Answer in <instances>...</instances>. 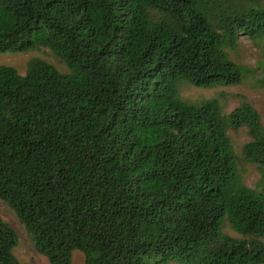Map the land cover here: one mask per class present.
Instances as JSON below:
<instances>
[{
	"label": "trees",
	"instance_id": "trees-1",
	"mask_svg": "<svg viewBox=\"0 0 264 264\" xmlns=\"http://www.w3.org/2000/svg\"><path fill=\"white\" fill-rule=\"evenodd\" d=\"M242 36L264 75V0H0V53L47 49L61 64H0V205L39 254L264 264L260 116L247 101L227 113L223 94L182 95L255 73L231 55ZM18 244L0 211V264H22Z\"/></svg>",
	"mask_w": 264,
	"mask_h": 264
},
{
	"label": "rangeland",
	"instance_id": "rangeland-1",
	"mask_svg": "<svg viewBox=\"0 0 264 264\" xmlns=\"http://www.w3.org/2000/svg\"><path fill=\"white\" fill-rule=\"evenodd\" d=\"M232 57L236 62L254 67L257 65L259 59L262 57L261 51L257 49L252 41L248 37H242L237 52H231ZM42 57L61 67L58 59L47 49L39 51H30L26 53L10 54L0 53V64H11L18 68L21 73H25L27 69V62L30 58ZM262 74V70H257L253 75L246 77V80L238 85L232 87H220V88H199L189 83L182 85V95L189 100H201L213 96H219L220 93H224L223 97L225 109L227 111L233 110L242 99H248L259 110L264 123V85L260 84L259 78ZM232 137L237 146H241L248 140L247 128H241L232 132ZM260 177L255 165L247 166V170L244 174V180L249 186H254ZM0 211L3 217L10 222V224L17 230L19 234V244L14 249L15 255L20 259L22 264H51L49 259L39 254L33 242L30 240L25 227L18 220V218L11 212L8 205L1 204ZM226 230L233 235H237L230 227ZM72 264H85V255L79 250L73 251ZM146 264H156L149 260ZM170 264H186L182 262H171Z\"/></svg>",
	"mask_w": 264,
	"mask_h": 264
},
{
	"label": "clouds",
	"instance_id": "clouds-1",
	"mask_svg": "<svg viewBox=\"0 0 264 264\" xmlns=\"http://www.w3.org/2000/svg\"><path fill=\"white\" fill-rule=\"evenodd\" d=\"M242 37H247V36H242ZM242 37H241V38H242ZM240 41H241V40H240ZM258 62H259V61H258ZM257 64H258V63H257ZM246 66H247V65H246ZM248 67H249V66H248ZM256 67H257V65L254 67V69H256V71H257V70H261V69H257ZM250 68H251L252 70H254L252 67H250ZM256 71H255V73H256ZM253 74H254V73H251L250 75L245 76L243 82L246 80V77H249V76H251V75H252V76H255V75H253ZM260 76H261V77L259 78V81H260V79L264 76L263 73H262ZM243 82H242V83H243ZM240 84H241V83H240ZM260 84L264 85V83H262V82H260ZM192 85H193V84H192ZM236 85H238V84H236ZM232 86H235V85H232ZM232 86H219V87H214V88H220V87H232ZM206 89H212V88H206ZM222 94H223L222 97H224V96H225L224 93H220L219 96H213V97H220ZM209 98H212V97H209ZM204 99H205V98H204ZM201 100H202V99H201ZM222 100H223V98H222ZM244 101H247V102L251 103V105H252V106L256 109V111L258 112V114H259V116H260V120H261L262 124L264 125V123H263V121H262L261 113H260L259 110L256 108V106H255L252 102H250V100H248V99H242V100H240L239 104H238L236 107H238V106H239L242 102H244ZM223 102H224V100H223ZM224 106H225V105H224ZM236 107H235V108H236ZM235 108H234V109H235ZM234 109H233V110H234ZM225 110H226V109H225ZM233 110H231V111H233ZM231 111H230V112H231ZM226 112L229 113V111H227V110H226ZM241 128H247V127H246V126H241L240 128H237V129H232V128H231V129L229 130L231 136H232V132L237 131V130H239V129H241ZM247 135H248V140H249V139H250V135H249V130H248V128H247ZM232 139H233V137H232ZM248 140H247V141H248ZM233 141H234V140H233ZM247 141H245V142H247ZM245 142H244V143H245ZM234 143H235V142H234ZM244 143H243V144H244ZM235 144H236V143H235ZM243 144H242V145H243ZM236 145H237V144H236ZM242 145H241V146H242ZM241 146H239V147H241ZM245 183H246V182H245Z\"/></svg>",
	"mask_w": 264,
	"mask_h": 264
}]
</instances>
